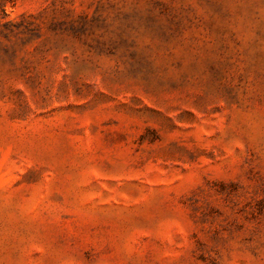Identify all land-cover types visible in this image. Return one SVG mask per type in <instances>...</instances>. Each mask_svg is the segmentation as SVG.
Wrapping results in <instances>:
<instances>
[{
    "label": "rangeland",
    "instance_id": "1",
    "mask_svg": "<svg viewBox=\"0 0 264 264\" xmlns=\"http://www.w3.org/2000/svg\"><path fill=\"white\" fill-rule=\"evenodd\" d=\"M0 264H264V0H0Z\"/></svg>",
    "mask_w": 264,
    "mask_h": 264
}]
</instances>
